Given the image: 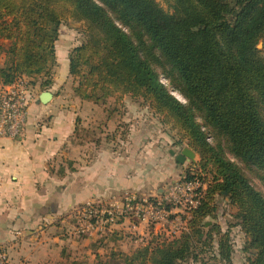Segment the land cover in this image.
Returning a JSON list of instances; mask_svg holds the SVG:
<instances>
[{
	"label": "trees",
	"instance_id": "obj_1",
	"mask_svg": "<svg viewBox=\"0 0 264 264\" xmlns=\"http://www.w3.org/2000/svg\"><path fill=\"white\" fill-rule=\"evenodd\" d=\"M166 1L171 9L158 0H0V37L12 42L4 50L0 82L24 76L31 84L42 78L41 85L49 87L60 25L69 18L84 20L87 40L69 52V74L79 78L75 92L96 103L142 98L200 153L201 173L187 178L206 183L180 235H158L131 253L113 252L111 261L98 255L92 264H121L119 259L180 264L197 258L212 232L219 233L217 225L204 231L217 195L236 208L249 264H264V194L222 145L224 140L229 152L264 181V52L257 47L264 40V0ZM162 74L186 102L172 93ZM220 235L219 258L214 256L212 264H233L229 233Z\"/></svg>",
	"mask_w": 264,
	"mask_h": 264
},
{
	"label": "crops",
	"instance_id": "obj_2",
	"mask_svg": "<svg viewBox=\"0 0 264 264\" xmlns=\"http://www.w3.org/2000/svg\"><path fill=\"white\" fill-rule=\"evenodd\" d=\"M62 31L60 28V33ZM58 42L52 84L49 87H43L41 81L33 84L34 99L28 108L23 135L0 139V249L4 250L9 264L62 261L64 252H70L79 242L76 234L65 233L70 217L87 203L110 201L131 192L153 197L150 199L155 201L160 199L155 197L163 196L158 194L163 189L155 186L167 175L151 178L148 171L146 176L139 175L143 164L136 163L140 159L130 151L140 138L135 133L142 136L144 131L133 130L134 134L125 145L129 151L121 155L109 149V143L102 139H79L77 143V118L82 116V122L91 121L82 114L91 104L68 94L73 85L69 74V50L64 51ZM44 91L51 93L45 103L41 100ZM112 118L108 119V126L112 125ZM160 146L162 151H157V162L161 164L166 147L163 143ZM169 151L172 153V149ZM151 186L154 195L147 193ZM131 222L143 233L146 224L138 219H125L121 223L130 225ZM122 224L105 228L93 237L84 234L80 247L92 246L97 260L101 255L97 248L103 247L104 235L116 237L113 233ZM141 241L138 246L148 243L143 238Z\"/></svg>",
	"mask_w": 264,
	"mask_h": 264
},
{
	"label": "rangeland",
	"instance_id": "obj_3",
	"mask_svg": "<svg viewBox=\"0 0 264 264\" xmlns=\"http://www.w3.org/2000/svg\"><path fill=\"white\" fill-rule=\"evenodd\" d=\"M158 2L164 7V9H171L166 0H158ZM84 25V20H78L76 18H69L66 20L60 25V28H62L63 31L60 33L59 30V42L57 40V44L61 46L66 52L68 50L70 52L74 47L81 45L87 40V36L84 32ZM124 29L128 30L127 27H124ZM11 43L12 42L10 40L0 37V66L5 61L4 59H6L4 50H7L9 46H11ZM258 45L257 47L262 49L264 52V40H261ZM87 69L88 67L85 65L83 67V71L85 72ZM70 78L71 84L73 85L72 89L67 91L68 94L78 96L79 99L90 102V106H92V109H90V106L87 105L89 109H84L82 111V114L90 117L91 121L82 122V116L77 118V143L79 139L81 141H85V139L88 138H92L93 140L102 139L109 143V149L111 148L113 149L112 151L121 155L129 151L125 145L126 142L129 141L128 138L134 134L133 130L139 129L144 131L145 133L142 136L140 135L141 133H138V135L135 133V136L140 138L136 139V143L134 144V147L130 149V151H133L134 154L137 155V158L140 159L136 161V163L140 165L143 164V166H141V168L138 170L140 171L139 175L142 176L144 174L146 176V171L149 172L151 178L158 176V174L160 177H162V175H167L163 178H160L159 181H157V185L155 186V188L160 187L163 189V191L158 192L160 195H164L165 189L170 186L171 183L187 177L189 173H201L198 168L201 161L200 153L189 144L188 139L183 137L181 131L175 128L172 122L167 120L164 115L154 112L149 104L146 103L142 98L135 99L130 95H126L120 101H116L115 98H108L103 102L96 103L95 101L85 99L78 95L75 92V86L78 85L79 78H74L71 75ZM161 79L166 85H168V87L172 90V93L177 98L183 102H186L185 97L179 91L174 90V87L171 85L170 81L165 77V75L162 74ZM36 80L37 82H40L42 78H38ZM129 114L131 116H129ZM111 116L113 117V123L111 126H108L107 122ZM198 120L203 122L200 118H198ZM204 130L208 131L209 133L208 141L212 144H215L216 141L210 128L204 127ZM138 141H142V143L138 144ZM162 143L166 148H164V158L161 157L160 164L157 162V151L158 149H161L162 151L160 146ZM130 145H133V143H130ZM222 145L224 147L225 154L241 167L244 173L249 177L254 187L264 194V181L258 177L252 168L247 166L238 158L234 157L233 154L229 152L224 140H222ZM185 147L192 149L195 152V157L194 159L187 158L184 163H179L175 159L176 154L180 153ZM171 149L174 151V154L169 151ZM208 168H210V166ZM200 179L202 182L204 181V178L200 177ZM147 191L148 194H155L153 186L148 187ZM139 196L142 197L141 194ZM157 198L161 197H155V199ZM167 206L170 207L171 212L166 217L167 222H150L146 224L145 228L143 229V233H141L142 230L135 227L137 224L135 226L133 225L135 222H131L130 225L122 224V222L119 223L122 224L120 228L115 229V233H113L116 234L114 235L116 237H112L111 234L104 235L105 237H103V247L97 248L101 251V259L104 261H111L113 252L117 254L131 253L135 248L138 247V244L142 243L141 238H143L144 241H149L158 235L161 238H172L174 236L180 235V233L188 226V220L190 219L191 213L190 210L192 208L187 209L185 208L186 206L184 204L177 205L172 202H170ZM216 207L217 209L214 215L206 218V226L204 227V231L206 233L209 230V226L217 225L218 228L216 230L219 231V233H216V231L212 232V238L209 239L207 245L203 247L204 251L197 258H194V255H192L187 260L180 262V264L214 263V256H216V260L219 258L218 252L219 240L221 237L220 234L225 232L229 233L232 246L233 264H249V252L245 249L247 237L242 231L241 226L238 224V220L234 217L236 208L230 204L228 198H224L220 195L216 196ZM76 212L72 213L65 233L68 235L76 234L75 239H78L76 241L79 242L75 244L76 246L74 245L75 247L70 248V252L65 251L63 254L64 259L60 262L56 261L55 264H70L73 260L82 261L85 264H91L96 260L94 255L95 249L92 246L90 247L83 245V247H80L81 238L85 233L81 232L80 228L81 223H83V217ZM135 219L136 217H132L133 221ZM97 243H99V240L95 242V244ZM0 251L4 254V250L0 249ZM3 254L2 256L4 258ZM123 262L124 261L120 259L117 261V263L121 264H123ZM147 264L152 263L148 262Z\"/></svg>",
	"mask_w": 264,
	"mask_h": 264
},
{
	"label": "built area",
	"instance_id": "obj_4",
	"mask_svg": "<svg viewBox=\"0 0 264 264\" xmlns=\"http://www.w3.org/2000/svg\"><path fill=\"white\" fill-rule=\"evenodd\" d=\"M34 99L33 84L27 77H20L11 84L0 87V139L3 137L20 138L25 130L28 108ZM206 184L200 179L177 180L165 189L158 200L141 197L136 193H126L117 199L87 203L77 209L82 215L81 232L90 237L96 236L105 228H111L125 219L136 217L139 222H167L172 202L184 204L187 209L196 207ZM0 251V258H3ZM4 255V254H3ZM1 262V261H0Z\"/></svg>",
	"mask_w": 264,
	"mask_h": 264
},
{
	"label": "water",
	"instance_id": "obj_5",
	"mask_svg": "<svg viewBox=\"0 0 264 264\" xmlns=\"http://www.w3.org/2000/svg\"><path fill=\"white\" fill-rule=\"evenodd\" d=\"M259 46V45H258ZM51 97V93L49 91H44L41 95V100L42 102H48V100L50 99ZM172 153L174 154V151L172 150ZM195 157V152L188 148V147H185L182 149V151L180 153H178L176 155V161L179 162V163H184V161L189 158V159H194Z\"/></svg>",
	"mask_w": 264,
	"mask_h": 264
}]
</instances>
